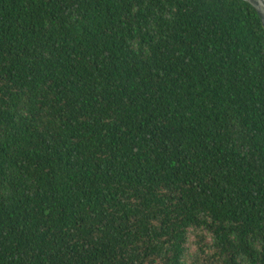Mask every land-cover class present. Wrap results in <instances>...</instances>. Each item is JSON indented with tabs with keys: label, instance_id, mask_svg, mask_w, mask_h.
Segmentation results:
<instances>
[{
	"label": "trees",
	"instance_id": "obj_1",
	"mask_svg": "<svg viewBox=\"0 0 264 264\" xmlns=\"http://www.w3.org/2000/svg\"><path fill=\"white\" fill-rule=\"evenodd\" d=\"M191 231L264 264L253 6L0 0V264H185Z\"/></svg>",
	"mask_w": 264,
	"mask_h": 264
},
{
	"label": "rangeland",
	"instance_id": "obj_2",
	"mask_svg": "<svg viewBox=\"0 0 264 264\" xmlns=\"http://www.w3.org/2000/svg\"><path fill=\"white\" fill-rule=\"evenodd\" d=\"M209 243H211V237L207 235ZM198 249L196 245V237L193 231L189 234V241L187 245V252L185 255V264H199L198 262Z\"/></svg>",
	"mask_w": 264,
	"mask_h": 264
},
{
	"label": "water",
	"instance_id": "obj_3",
	"mask_svg": "<svg viewBox=\"0 0 264 264\" xmlns=\"http://www.w3.org/2000/svg\"><path fill=\"white\" fill-rule=\"evenodd\" d=\"M243 1L252 5L253 8L257 11L264 28V0H243Z\"/></svg>",
	"mask_w": 264,
	"mask_h": 264
}]
</instances>
